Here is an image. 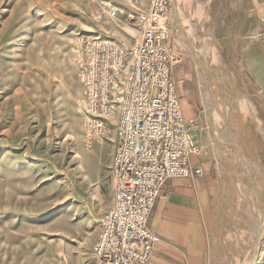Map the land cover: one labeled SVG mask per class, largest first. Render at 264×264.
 <instances>
[{"label": "rangeland", "instance_id": "rangeland-1", "mask_svg": "<svg viewBox=\"0 0 264 264\" xmlns=\"http://www.w3.org/2000/svg\"><path fill=\"white\" fill-rule=\"evenodd\" d=\"M144 1L0 0V264H93L97 217L115 201V140L85 141L76 45L97 34L136 44L140 21L128 13ZM237 1L178 0L184 29L173 19L184 55L175 76L179 89L177 68L193 74L199 133L182 110L203 167L184 178H211L207 264H264V84L226 58ZM251 5L264 27V0Z\"/></svg>", "mask_w": 264, "mask_h": 264}, {"label": "built area", "instance_id": "built-area-1", "mask_svg": "<svg viewBox=\"0 0 264 264\" xmlns=\"http://www.w3.org/2000/svg\"><path fill=\"white\" fill-rule=\"evenodd\" d=\"M170 1L147 0L128 13L141 26L134 45L106 34L81 35L76 45L85 141L116 142L115 201L97 217L93 264H147L161 240L150 219L162 187L203 173L175 76L184 55Z\"/></svg>", "mask_w": 264, "mask_h": 264}, {"label": "crops", "instance_id": "crops-1", "mask_svg": "<svg viewBox=\"0 0 264 264\" xmlns=\"http://www.w3.org/2000/svg\"><path fill=\"white\" fill-rule=\"evenodd\" d=\"M177 1L175 2L176 9L179 5ZM237 2L243 6L242 11L233 21L234 37L225 43L226 47L227 44L229 46L226 58L230 60L235 56L232 60L240 66L242 73H249L262 86L264 84L263 73L260 75L257 73L258 67L262 68L264 64V51L261 44L264 39V27L260 21L261 13L257 16V9L254 10L251 5V2L254 4V0H238ZM188 32L186 30L182 33L185 40L189 36ZM258 43L260 46L257 45ZM252 49H255L254 51L260 49V56L254 57ZM206 58L208 55L205 56ZM191 72V70L187 71L179 67L176 75L183 80L179 84V90L182 94L184 114L188 120H194L197 124L199 122L198 97L195 94V83ZM196 127L198 128V124ZM198 131L199 128L195 134L199 133ZM197 141L201 144V140ZM115 148L116 142L110 153L111 162H113ZM197 159L199 157H193L194 161ZM210 181L211 178L205 179L198 176L194 179L172 178L164 184L150 220L151 227L160 235L161 240L148 264L208 263L210 244L203 211L206 209L205 195L211 188Z\"/></svg>", "mask_w": 264, "mask_h": 264}, {"label": "water", "instance_id": "water-1", "mask_svg": "<svg viewBox=\"0 0 264 264\" xmlns=\"http://www.w3.org/2000/svg\"><path fill=\"white\" fill-rule=\"evenodd\" d=\"M171 5H172V15L174 16V20H175V22L178 21V22L180 23V28L183 30L184 28H183V26L181 25L180 17H179V15H178V13H177V11H176V9H175V7H174V5H173L172 2H171ZM178 27H179V26H178ZM191 52H192V55H193L194 59L196 60V63H197V65H198V68H201V66H202L201 61H200L199 58L194 54V52H193L192 50H191Z\"/></svg>", "mask_w": 264, "mask_h": 264}, {"label": "bare ground", "instance_id": "bare-ground-1", "mask_svg": "<svg viewBox=\"0 0 264 264\" xmlns=\"http://www.w3.org/2000/svg\"><path fill=\"white\" fill-rule=\"evenodd\" d=\"M171 2L173 3V5H174V7H175V9H176V6H175V4H174V2L171 0ZM184 15V14H183ZM185 19H187V17L185 16ZM189 22V21H188ZM194 31V30H193ZM202 36V35H201ZM182 39H184L183 37H182ZM185 41V40H184ZM202 41H204V40H202ZM186 42V41H185ZM205 42V41H204ZM206 43V42H205ZM204 43V46H205V55L207 56V54H208V51H207V46H206V44ZM185 44H187V43H185ZM198 56V55H197ZM203 79L207 76L206 75V73L205 74H203ZM207 82V81H206ZM205 89L206 90H208V87L207 86H205ZM208 95V94H207ZM210 95V94H209ZM215 138V137H214ZM214 140V139H213ZM216 140V139H215ZM215 142V141H214ZM217 148H218V146H217ZM218 150V149H217ZM248 260H251V258H249ZM244 261V260H243ZM257 261V262H256ZM246 264V263H245ZM247 264H262V261L259 259V260H257V257H256V259L255 260H253V261H251V263H247Z\"/></svg>", "mask_w": 264, "mask_h": 264}, {"label": "flooded vegetation", "instance_id": "flooded-vegetation-1", "mask_svg": "<svg viewBox=\"0 0 264 264\" xmlns=\"http://www.w3.org/2000/svg\"><path fill=\"white\" fill-rule=\"evenodd\" d=\"M173 19V18H172Z\"/></svg>", "mask_w": 264, "mask_h": 264}]
</instances>
